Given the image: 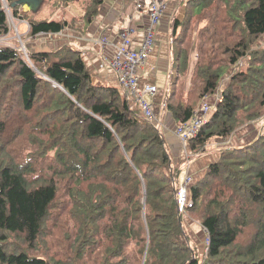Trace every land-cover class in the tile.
<instances>
[{
  "label": "trees",
  "instance_id": "obj_1",
  "mask_svg": "<svg viewBox=\"0 0 264 264\" xmlns=\"http://www.w3.org/2000/svg\"><path fill=\"white\" fill-rule=\"evenodd\" d=\"M14 1L0 0V264H264V132L221 149L180 211L183 168L163 130L96 84L78 50L29 48L28 60L12 37L10 15L42 36L72 21L56 18L72 4L88 24L105 0H47L36 14ZM172 28L164 108L183 124L221 97L189 140L199 154L264 118V0H181ZM185 214L207 230L206 255Z\"/></svg>",
  "mask_w": 264,
  "mask_h": 264
},
{
  "label": "crops",
  "instance_id": "obj_2",
  "mask_svg": "<svg viewBox=\"0 0 264 264\" xmlns=\"http://www.w3.org/2000/svg\"><path fill=\"white\" fill-rule=\"evenodd\" d=\"M159 1H163L165 4L164 12L156 28L155 46L151 50L146 65L138 73V85L140 88L146 85H156L159 88L158 94L150 98L153 104V110L155 115L158 116L164 124L162 128L174 159L181 163L183 170L185 169L188 176L192 177L191 182H193L204 176L207 167L217 160L221 149L245 146L254 142L259 134L264 132V123L257 127V123H262V120L259 119L250 122L244 128L237 130V132L233 133L230 137L216 139L208 146L205 152L199 154L192 153L189 144H184L176 135L175 129L178 123L175 121L171 112L164 108V94L161 93L164 92L169 81L172 63V21L180 6L181 0H105L92 21L83 26L82 29L84 32L77 35L71 31L69 32L70 34H67L66 30L64 33L63 30L54 34L45 33L43 35L46 37L62 34V39L53 42V40L49 38L44 44V47L40 50L52 51L62 46L69 45L80 52L96 84L121 88L122 85L119 76L110 66V61L114 59L117 54L119 30L121 27L127 25L136 27L137 32L134 38V46H138L144 37V27L150 22L148 10L150 9L151 2ZM138 3H142L143 7L137 9ZM79 14L80 13L77 15ZM21 22L23 23L25 21ZM75 36L79 39H76ZM37 37L40 36H32L34 40ZM102 37L108 39L106 44L100 42V38ZM30 46L35 48L33 44H30ZM194 52L195 50H193L192 54ZM164 74H167V83L164 87H161L159 85V79L160 76ZM187 80L189 81V78ZM252 128L256 129L257 135L249 138L251 134L248 130ZM244 131L248 132L246 133ZM185 221L189 226L187 232L190 233V227L200 229V227H197V224L188 216H186ZM201 228L204 229V227Z\"/></svg>",
  "mask_w": 264,
  "mask_h": 264
},
{
  "label": "built area",
  "instance_id": "obj_3",
  "mask_svg": "<svg viewBox=\"0 0 264 264\" xmlns=\"http://www.w3.org/2000/svg\"><path fill=\"white\" fill-rule=\"evenodd\" d=\"M137 7H141L138 4ZM165 4L163 1L151 2L150 5V24L145 29L144 38L137 47H133V36L137 29L132 26L122 27L119 30L120 43L117 48L116 57L111 61V66L116 70L120 78L123 90L126 94L134 96L140 103L142 111L149 119L153 118V109L150 101L144 98V94L154 95L157 92L156 86H146L143 93L138 91V73L146 63L149 54L155 44V26L164 12ZM103 43H107L103 39ZM27 55V53L25 52ZM213 108L208 104H204L201 109L195 112L193 119L186 122L176 129V134L183 142L194 138L200 132L202 126L208 121ZM190 181L188 177H182L180 180V190L178 194V204L181 211L185 206L191 204L187 200L186 185Z\"/></svg>",
  "mask_w": 264,
  "mask_h": 264
},
{
  "label": "rangeland",
  "instance_id": "obj_4",
  "mask_svg": "<svg viewBox=\"0 0 264 264\" xmlns=\"http://www.w3.org/2000/svg\"><path fill=\"white\" fill-rule=\"evenodd\" d=\"M80 1H82V0H77V2H80ZM46 3H47V1L44 0V2L40 6V9H42L43 6ZM79 12L82 15V12H81V10H80V8L78 6V3H74V5H71V8L67 9L65 12H59L57 14L56 18H59L62 21H70L72 19V21L69 22V23H67L68 25L63 29V33L65 32V30H66V33L67 34H70L69 32L71 31L72 33H76V35L79 34V33H81V32H84L82 28L86 24H85V22H83V21H81L79 19L80 16L77 15ZM9 19H10V25L13 28V33H14L12 37L18 39V41H19L18 45L21 48V50H22V52H23L24 55H25V52H28V49L29 48H32L30 46V44H33L34 45L35 48H33V49L40 50V49H42L44 47V44L47 42V40L49 38L52 39L53 42L62 39V34L61 35L60 34H57V35H52V37H50V36H47L46 37L45 35H42L40 37H37L34 40V38H32L33 35L29 34V31H28L29 30V27L27 26V24L25 22L22 23L21 20L15 19L16 22L14 23L13 20H12L11 15H10ZM148 24H149V22H148ZM18 29H19V31H18ZM75 38L76 39H79L77 36H75ZM1 41H3V39ZM22 43L25 45V49L23 48V44ZM263 46H264V38H261L260 40H258L254 44V47H263ZM195 58H196V54L194 52L192 54V57H191V60H190V68H189L188 78H189V76H190V74L192 72V69H193V66H194V62H195ZM166 83H167V74H164V75L160 76L159 85L161 87H164L166 85ZM226 84H227V82L224 83L223 87H225ZM214 97H215V95L212 96L211 99H213ZM127 100L129 101L131 107H134L135 106V103H136L135 97H133V96H130V97L127 96ZM211 106H213L212 103H211ZM263 119L264 118L260 119V120H262V123H257V125H258L257 127L261 126L264 123ZM251 122H254V121H251ZM157 123L161 127H162V125H164L163 122H157ZM249 123L250 122L244 124L240 129L244 128ZM248 131L251 134L249 138H252L253 136L255 137L257 135V133H256L257 131L254 128L249 129ZM248 131H244V132L247 133ZM257 139L258 138H256V140ZM219 155H220V152L218 154V158H219ZM179 183H180V181H179ZM179 190H180V188H179V185H178V191ZM179 210L181 211V208L180 207H179ZM186 216H188L190 219H192L197 224L196 225L197 227H200V229L199 228L190 227V230H189L190 233H191L190 238H191V241L196 245V247H197V249H198V251L200 253V256H202L204 254L206 255V248L205 247H206V242H207V237H208L207 230L205 228L204 229L201 228L203 226L200 223L196 222L189 215L185 214L183 216V225H184V228L186 230L189 227L188 226V223L185 221ZM202 261H203V259H202Z\"/></svg>",
  "mask_w": 264,
  "mask_h": 264
},
{
  "label": "water",
  "instance_id": "obj_5",
  "mask_svg": "<svg viewBox=\"0 0 264 264\" xmlns=\"http://www.w3.org/2000/svg\"><path fill=\"white\" fill-rule=\"evenodd\" d=\"M43 2L44 0H16L11 4V6L23 5L25 8L36 12ZM5 4L6 7L9 8V5L6 2Z\"/></svg>",
  "mask_w": 264,
  "mask_h": 264
}]
</instances>
